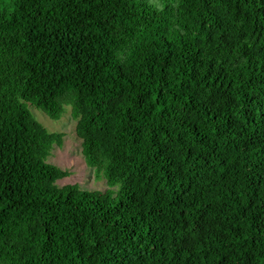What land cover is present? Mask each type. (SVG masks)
Returning a JSON list of instances; mask_svg holds the SVG:
<instances>
[{
    "label": "trees",
    "instance_id": "1",
    "mask_svg": "<svg viewBox=\"0 0 264 264\" xmlns=\"http://www.w3.org/2000/svg\"><path fill=\"white\" fill-rule=\"evenodd\" d=\"M0 264H264V0H0Z\"/></svg>",
    "mask_w": 264,
    "mask_h": 264
},
{
    "label": "rangeland",
    "instance_id": "2",
    "mask_svg": "<svg viewBox=\"0 0 264 264\" xmlns=\"http://www.w3.org/2000/svg\"><path fill=\"white\" fill-rule=\"evenodd\" d=\"M34 117L49 131L62 134L60 144H54L47 161L66 170L67 174L56 180V184H76L79 188L89 191L110 190L115 195L118 184L109 186L102 171H97L85 163L81 152V140L75 132L76 120L71 116L70 105H65L58 119H51L46 113L35 106H28Z\"/></svg>",
    "mask_w": 264,
    "mask_h": 264
}]
</instances>
